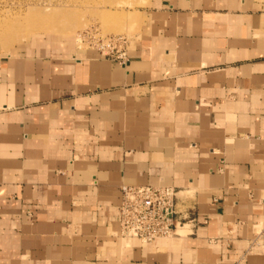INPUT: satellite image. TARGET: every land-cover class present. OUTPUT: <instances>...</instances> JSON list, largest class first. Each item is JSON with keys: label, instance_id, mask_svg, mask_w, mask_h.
Wrapping results in <instances>:
<instances>
[{"label": "crops", "instance_id": "1", "mask_svg": "<svg viewBox=\"0 0 264 264\" xmlns=\"http://www.w3.org/2000/svg\"><path fill=\"white\" fill-rule=\"evenodd\" d=\"M144 14L125 66L72 42L0 55V264H264V0ZM147 183L199 221L174 244L110 222Z\"/></svg>", "mask_w": 264, "mask_h": 264}, {"label": "rangeland", "instance_id": "2", "mask_svg": "<svg viewBox=\"0 0 264 264\" xmlns=\"http://www.w3.org/2000/svg\"><path fill=\"white\" fill-rule=\"evenodd\" d=\"M150 5L151 0H0V55L43 56L68 42L97 53L94 37L98 35L124 37L122 48L128 56L133 40L141 34L144 10ZM81 35L87 38L80 39ZM177 233L147 245L160 241L174 244L188 229L185 226Z\"/></svg>", "mask_w": 264, "mask_h": 264}, {"label": "built area", "instance_id": "3", "mask_svg": "<svg viewBox=\"0 0 264 264\" xmlns=\"http://www.w3.org/2000/svg\"><path fill=\"white\" fill-rule=\"evenodd\" d=\"M86 36L79 37L85 39ZM94 39L98 43L95 50L100 56L122 66L128 63L127 52L122 48L126 43L124 37L103 38L96 35ZM119 191V203L110 222L117 229L120 238L137 239L142 244H151L178 235L177 230L185 226L193 229L199 224L197 218L190 213L180 216L177 190L172 186L122 184ZM245 257L246 253L233 261L217 260L212 264H242Z\"/></svg>", "mask_w": 264, "mask_h": 264}]
</instances>
